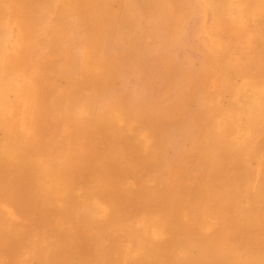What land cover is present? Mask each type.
Wrapping results in <instances>:
<instances>
[{"label":"bare ground","instance_id":"1","mask_svg":"<svg viewBox=\"0 0 264 264\" xmlns=\"http://www.w3.org/2000/svg\"><path fill=\"white\" fill-rule=\"evenodd\" d=\"M0 264H264V0H0Z\"/></svg>","mask_w":264,"mask_h":264},{"label":"rangeland","instance_id":"2","mask_svg":"<svg viewBox=\"0 0 264 264\" xmlns=\"http://www.w3.org/2000/svg\"><path fill=\"white\" fill-rule=\"evenodd\" d=\"M199 22L200 19L198 15H194L186 21L185 27L187 33L185 40L175 43L173 46V52L179 61V68L177 70L179 74H185L189 78L188 87L182 90L179 86L177 90L178 95L182 96L180 106L186 104L187 101H184V98L189 99V97L193 95L191 93L194 86L193 75L197 70L205 66V63L210 57L206 45L203 44L198 35ZM143 28H145V26ZM152 43H158L157 39L154 38ZM157 80L154 78V74L147 70L139 69L128 72L122 78L114 80L116 92L113 98L119 100L121 98L135 96L134 92L137 91L142 93L144 98L155 99L164 90L162 81ZM169 152L171 155L174 154L172 151Z\"/></svg>","mask_w":264,"mask_h":264}]
</instances>
